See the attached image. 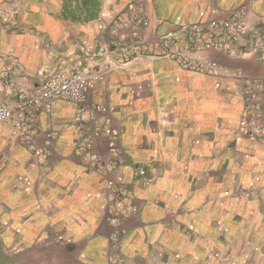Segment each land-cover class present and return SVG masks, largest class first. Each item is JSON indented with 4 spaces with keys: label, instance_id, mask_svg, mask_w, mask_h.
I'll use <instances>...</instances> for the list:
<instances>
[{
    "label": "crops",
    "instance_id": "crops-1",
    "mask_svg": "<svg viewBox=\"0 0 264 264\" xmlns=\"http://www.w3.org/2000/svg\"><path fill=\"white\" fill-rule=\"evenodd\" d=\"M137 1L0 0L9 99L62 69L104 74L88 98L109 106L111 132L95 142L110 165L102 173L76 154L79 109L69 101L0 124V264H264V141L238 134L239 86L163 56L188 44V26L226 18L244 0H142L141 35L154 47L143 53L111 32ZM251 5L264 21V0ZM189 55L264 74L263 50ZM115 183L132 197L117 204V223L107 209Z\"/></svg>",
    "mask_w": 264,
    "mask_h": 264
},
{
    "label": "built area",
    "instance_id": "built-area-1",
    "mask_svg": "<svg viewBox=\"0 0 264 264\" xmlns=\"http://www.w3.org/2000/svg\"><path fill=\"white\" fill-rule=\"evenodd\" d=\"M148 23L145 3L139 0L129 7L125 19L112 24L111 32L116 37L115 41L122 44L132 43L139 53H143L154 48L141 35L142 28ZM188 29L192 33L188 44L185 47L173 45L165 48L163 56L177 59L183 67L233 80L239 86L242 100L238 134L250 141H264V74L250 75L240 69L227 68L210 58L197 59L189 55L209 49L236 55L239 52L235 47L236 42L241 44L240 49L248 47L253 51H264V21L258 16H251L249 8L242 6L231 10L226 19L192 24ZM104 79V74L93 75L81 69H62L43 79L32 92H16L12 101L8 97L7 84L0 82V124L11 120L16 111L38 108L49 112L54 101H69L79 109L75 118L79 136L77 156L85 160L88 169L106 173L110 165L96 152L95 142L98 137L111 134L107 117L109 106L90 102L88 98L95 82ZM48 136L51 139L56 137L54 133H49ZM24 140L34 148L31 129L25 133ZM139 173L145 172L140 170ZM115 185L110 186L107 209L111 220L117 223L120 216L116 209V200L121 195L123 186Z\"/></svg>",
    "mask_w": 264,
    "mask_h": 264
},
{
    "label": "rangeland",
    "instance_id": "rangeland-1",
    "mask_svg": "<svg viewBox=\"0 0 264 264\" xmlns=\"http://www.w3.org/2000/svg\"><path fill=\"white\" fill-rule=\"evenodd\" d=\"M251 3H252V0H244V1H242V3H240L239 5L240 6H238V7H242V6H247L248 8H249V10H250V12H251V16H258V17H260L259 15H257L254 11H253V9H252V5H251ZM238 7H236L235 6V8H238ZM235 8H232L231 10H233V9H235ZM228 15H229V13L227 14V17H228ZM226 17V18H227ZM226 18H223V19H226ZM261 19H262V17H260ZM211 20H221V19H217V17L216 18H211V19H208L207 21H211ZM263 20V19H262ZM206 22V21H205ZM251 51H253V50H250V49H248V50H245V47L243 48V49H241L240 50V52H238L237 54L240 56V55H244L245 53H248V52H251ZM240 94V93H239ZM116 184V183H115ZM111 185H113V184H111ZM110 185V186H111ZM119 184H116L115 186H118ZM122 186V185H121ZM125 189L123 188L122 189V191L120 192V194L124 191ZM126 192H125V195H123V197H121V199L119 198V197H117V200H116V205L118 204L119 205V203L120 204H122L123 202H125L126 204H130V202L132 201V197H131V192L127 189V190H125ZM125 198V199H124ZM122 232V231H121ZM118 234L119 233H114L113 235H112V239H111V246H110V257H109V259L110 260H115V257H116V255L119 253L118 251L120 250L119 249V247H118V243H116L117 242V240H119V238H118ZM109 252V251H108ZM111 255H113V256H111ZM124 259H125V262H117V260L116 261H113V262H115L114 264H126V258L124 257Z\"/></svg>",
    "mask_w": 264,
    "mask_h": 264
}]
</instances>
